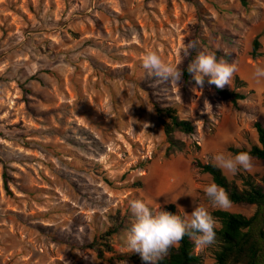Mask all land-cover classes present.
<instances>
[{
    "label": "rangeland",
    "instance_id": "374dc122",
    "mask_svg": "<svg viewBox=\"0 0 264 264\" xmlns=\"http://www.w3.org/2000/svg\"><path fill=\"white\" fill-rule=\"evenodd\" d=\"M255 36L260 55L251 58ZM149 49L182 78L144 69ZM201 51L236 66L223 88L245 94L239 110L207 78L200 87L188 73ZM257 67L264 68V0H0V174L4 166L7 175V192L0 176V264H144L89 247L119 212L126 228L110 240L113 252L138 255L125 243L134 193L150 209L172 204L182 217L198 205L217 209L203 191L210 177L194 163L256 142L253 123L264 127ZM152 102L194 126L190 135L173 134L184 147L168 157ZM238 172L263 174L264 162L253 158L251 170ZM220 210L248 216L253 208ZM191 241L198 264H215L216 243L201 249Z\"/></svg>",
    "mask_w": 264,
    "mask_h": 264
},
{
    "label": "trees",
    "instance_id": "16d2710c",
    "mask_svg": "<svg viewBox=\"0 0 264 264\" xmlns=\"http://www.w3.org/2000/svg\"><path fill=\"white\" fill-rule=\"evenodd\" d=\"M258 49L259 42L255 36L250 43L249 55L251 58L260 55ZM184 73V76L187 77V73ZM235 82L239 83L240 81L235 80ZM214 91L221 99L227 100L235 110H239L237 104L245 98V94L239 91L217 88L216 86H214ZM151 106L166 142L163 155L168 157L175 151H181L184 144L174 138L173 134L179 132L190 135L194 132L193 124L190 120L180 117L177 110L171 106H159L157 102H152ZM253 128L256 134L255 143L250 144L247 148L228 147L227 151L232 154L247 151L254 159L264 162V127L260 122L255 121ZM194 166L200 172L207 174L211 182L214 181L223 187L228 192L232 204L253 208L252 213L248 216L220 209L209 211L217 221L215 264H264V173L257 175L238 172L228 180L220 169L213 166V163L196 161ZM0 176L2 187L7 192V175L4 166L1 167ZM139 184L137 182L134 186L138 187ZM133 195V200H140L135 193ZM167 211L174 213L172 204L167 206ZM126 219L125 214L117 212L114 219L110 218L106 230L95 237L94 244L89 247L95 251L97 256L103 257L106 252H109L111 254L108 256L109 259L141 260L139 254L133 256L127 255L126 252H113L114 243L110 240L117 236L120 230L126 228L124 224ZM97 240L101 241L97 242ZM192 249L191 239L185 236L178 246L171 248L169 254L164 259L157 261V264H198L199 258Z\"/></svg>",
    "mask_w": 264,
    "mask_h": 264
},
{
    "label": "clouds",
    "instance_id": "9594fccd",
    "mask_svg": "<svg viewBox=\"0 0 264 264\" xmlns=\"http://www.w3.org/2000/svg\"><path fill=\"white\" fill-rule=\"evenodd\" d=\"M197 43L195 40L190 41L184 47V54L188 55L196 49ZM142 67L164 80L179 81L183 76L178 66L165 62L151 49L145 51ZM187 71L200 87L204 86L207 78L208 84L223 88L235 73L236 66L223 58L218 60L215 54L201 51L188 64ZM261 77H264V68L257 67L253 78L258 80ZM212 163L226 175H236L241 169L251 170L253 157L247 151L236 154L218 151L213 154ZM203 191L213 207H231L228 192L214 181L206 184ZM176 207L180 208V205ZM129 208L133 220L125 233V243L129 251L139 254L144 264H157L185 236L201 249L216 243L217 221L203 205L194 206L190 215L186 213L184 217L163 208L152 210L141 200L130 201Z\"/></svg>",
    "mask_w": 264,
    "mask_h": 264
}]
</instances>
